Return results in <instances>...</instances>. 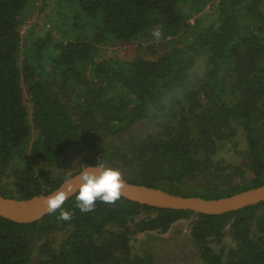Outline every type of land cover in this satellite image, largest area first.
I'll return each mask as SVG.
<instances>
[{
    "label": "trees",
    "instance_id": "trees-1",
    "mask_svg": "<svg viewBox=\"0 0 264 264\" xmlns=\"http://www.w3.org/2000/svg\"><path fill=\"white\" fill-rule=\"evenodd\" d=\"M35 1L0 0V195L51 193L76 174L53 169L82 144L102 147L88 165L101 160L131 184L177 196L221 199L264 185V0H218L204 26L189 24L181 0H55L51 27L23 36ZM155 29L182 45L155 59L97 58ZM152 122L157 133L103 145ZM239 129L241 166L219 158ZM76 203L62 206L70 220L59 210L32 224L0 217V264H156L134 241L188 218L202 264H264V202L221 216L123 197L86 213Z\"/></svg>",
    "mask_w": 264,
    "mask_h": 264
},
{
    "label": "rangeland",
    "instance_id": "rangeland-1",
    "mask_svg": "<svg viewBox=\"0 0 264 264\" xmlns=\"http://www.w3.org/2000/svg\"><path fill=\"white\" fill-rule=\"evenodd\" d=\"M181 0L180 10L182 6L183 13L189 15V24L199 22L200 26H204L216 21V7L218 0ZM43 8V11L41 9ZM56 11L55 0H36L35 3L25 13V21L23 23L22 35L31 29L35 24L37 26V34L43 29H49L51 24L45 25V21L53 19ZM153 30L149 35L142 36L139 39L129 43H119L117 46L102 49L97 56L99 60L117 56L122 60L131 61L139 58L155 59L164 51L170 50L175 43L181 44L182 39L174 37H165L161 35L159 39L153 35ZM165 37V38H164ZM205 58L198 60L197 65L192 72V80H198L204 71ZM160 130L159 125L152 123L137 124L130 131L121 135V138L110 137L103 145L118 144L134 138H143L149 134L157 133ZM233 143H227L223 146L219 153V158L235 165H243L246 161V141L244 140L242 131L239 129ZM102 152V147H90L82 144L69 149L65 160L61 165L55 167V174H72L79 172L82 168L88 166L91 159L96 158ZM192 218L182 219L172 225L166 234L152 232L141 234L134 241L136 252L143 254L150 251L154 254L156 264H202L198 250L191 238ZM226 244H230L231 236L227 231L225 239Z\"/></svg>",
    "mask_w": 264,
    "mask_h": 264
},
{
    "label": "water",
    "instance_id": "water-1",
    "mask_svg": "<svg viewBox=\"0 0 264 264\" xmlns=\"http://www.w3.org/2000/svg\"><path fill=\"white\" fill-rule=\"evenodd\" d=\"M88 167L94 166L88 165L82 168L78 173L71 177L72 182L77 183L79 174L83 169ZM64 184L65 181L49 194L37 195L26 200L7 198L0 195V217L18 224H32L42 220L50 214L46 211L43 200L58 192ZM76 194L77 193L75 192L72 193L67 200ZM122 197L142 205L159 209L192 211L198 214L221 216L263 203L264 185L233 196L208 200L201 197L177 196L162 189L145 185H135L125 180V188L123 189Z\"/></svg>",
    "mask_w": 264,
    "mask_h": 264
},
{
    "label": "clouds",
    "instance_id": "clouds-1",
    "mask_svg": "<svg viewBox=\"0 0 264 264\" xmlns=\"http://www.w3.org/2000/svg\"><path fill=\"white\" fill-rule=\"evenodd\" d=\"M152 35L159 39L161 31L153 30ZM125 180L123 173L118 168L107 167L101 160L94 166L82 170L73 183L71 177H65L64 186L52 196L43 200L44 207L48 213H55L59 210V220H70L72 213L65 211L63 205L72 193L76 194V207L81 212L95 210L96 202L113 204L121 199Z\"/></svg>",
    "mask_w": 264,
    "mask_h": 264
}]
</instances>
